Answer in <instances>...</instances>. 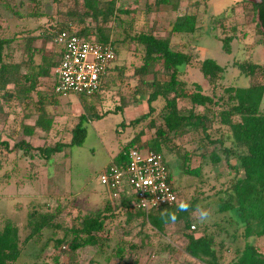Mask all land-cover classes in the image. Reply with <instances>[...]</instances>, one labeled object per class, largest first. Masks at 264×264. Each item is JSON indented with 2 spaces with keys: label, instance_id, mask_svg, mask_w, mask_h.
<instances>
[{
  "label": "trees",
  "instance_id": "1",
  "mask_svg": "<svg viewBox=\"0 0 264 264\" xmlns=\"http://www.w3.org/2000/svg\"><path fill=\"white\" fill-rule=\"evenodd\" d=\"M177 1L155 0V3L176 10ZM81 4L83 11L75 18L78 22L75 30L68 24H62L41 35L32 34L30 30L23 31V29L4 35L1 21H11V17L8 16L10 8L7 1L0 0V111L4 106L21 109L23 114L21 124H19L24 134H30L35 126L48 131L51 121L46 117L44 105H53L56 102L55 94L61 95L53 93V100L45 95L46 93L36 92L35 100L31 95L35 91L37 79L49 73L52 75L59 61V47L53 42L59 32L73 30L77 35L86 38L91 30L83 20L90 18L95 22V33L92 35L94 40L99 43H110L114 51V59L106 70L105 79L112 70H118L120 74L124 69L115 64L116 52L119 49L118 40L109 37V28L101 27V22H106L115 12L123 13L124 10L115 9V0H82ZM239 4V2L232 3L229 10ZM240 9L242 10V7ZM248 10L255 16V26L264 34V0L250 1ZM30 13L31 16H39L37 11ZM230 13L231 11L222 17L221 24L219 20L214 23L216 28L220 29L223 26L225 18L229 20L232 18ZM196 23L195 14L183 13L176 15L169 23L166 36L158 37L152 32L140 31L124 37L138 47L141 53L140 64L133 71L140 82L133 92L136 94H140V91L144 92L146 110L136 118L128 121L122 119L117 124L123 130L127 126L135 130L138 125H143L127 142L119 145L116 154L107 166L113 163L122 170L127 164V153L130 148L148 149L161 154L162 162L168 171V179L171 182L168 165L172 164L165 157L166 153L170 154L173 151L172 154L178 161L177 167L180 172L194 177L200 175L204 165H214L223 161L231 168L233 176L227 186L215 191L214 208H211L210 216L214 213H229L234 222L242 227L241 236L245 238L242 246L229 252L232 255L231 259L224 262L223 252L229 251L230 247L224 246L220 239L216 240L222 227L218 223H212L215 231H208L206 222L200 223L191 214L196 206L201 204L198 200L187 201L191 205L189 210L177 212L178 218L175 223L170 221L166 223L161 217V212L177 211V205L181 202L178 201L177 192L171 183L176 202L148 213L131 205L133 195L129 188L124 186L115 199L119 201V204L116 202L110 206L105 201L100 209L77 217L74 225L63 229L61 236L53 240V247L58 254L66 252L74 257L75 251L84 247H92L99 251L107 242L106 232L108 230H104V221L113 218L112 210L109 208L115 207L124 211L127 221L132 216H140L158 233H163L165 225L176 224L181 228L184 239L182 251L201 264H264V247L259 248L256 243L246 240L248 237L253 239L263 237L264 239V83L258 80V76L264 75V63L233 60L232 67L237 71V76L244 77L243 86L238 87L231 84L222 86L220 81L224 78V67L212 58H195L190 51H181L172 47L170 35L192 34L196 29ZM231 30L232 34L222 33L221 37H216L220 41L221 50L226 54L230 53V45L234 39V28ZM19 38L20 41H18ZM37 39H40L39 46L35 45ZM44 40L58 48V51L53 50L52 56L41 53V41ZM36 53L40 54V62L37 64L32 60ZM193 64L200 76L211 86L210 92H203L202 87L196 82L187 83L183 80L182 70ZM157 74L161 76L156 77ZM148 75H151V79H143ZM105 79L99 90L90 96H97L103 91ZM109 79L110 77L108 81ZM180 98L187 99L191 106L199 109L195 110L190 107L181 111L177 107V100ZM123 99L121 97L120 102L111 111L106 110L101 113L90 111L93 105L85 102L83 106H85L86 114L77 115L76 122L71 126L66 141H55L34 147L23 138L15 139L12 135L3 137L0 134V150H5V153H12L14 156L15 154L31 158L38 156L44 161L50 160L54 154L60 152L65 154L67 147L79 146L83 142L85 129L82 127V120L84 115L100 118L108 112H121ZM34 114L36 116L33 125H24L23 121ZM88 116L87 119H90ZM0 122H4L1 116ZM156 123L158 124L155 125ZM154 127V137L143 144L147 148L140 147L143 146L139 145L140 137L143 135L142 129ZM17 133L20 132L13 135L16 137ZM185 133L197 136L195 141L197 145L190 151L184 150L179 145L178 147L172 145L177 136ZM192 155L198 157L199 163L196 167L189 165ZM230 160H233L232 164ZM8 174L3 176L7 177ZM104 191L107 197V192L105 189ZM128 208H132L133 211H129ZM54 214V212L45 211L29 213L24 225L26 232L22 238L19 237L18 227L11 221L5 220L0 227V264H13L27 240L40 236L43 229L58 227L53 223ZM102 233H105L104 236ZM134 247L136 245L129 244L128 249L131 250ZM163 248L173 252V248L168 244L163 245ZM124 253L123 246L118 243L113 251V257L118 260L117 264H140L136 258H131Z\"/></svg>",
  "mask_w": 264,
  "mask_h": 264
},
{
  "label": "rangeland",
  "instance_id": "2",
  "mask_svg": "<svg viewBox=\"0 0 264 264\" xmlns=\"http://www.w3.org/2000/svg\"><path fill=\"white\" fill-rule=\"evenodd\" d=\"M4 1L9 3L8 16L11 17V21L6 24L3 23L4 20L1 21L4 35L22 29L41 35L62 24H68L75 30L78 27L75 18L83 11L82 0ZM233 1L240 4L229 10ZM250 1L255 0H178L177 9L173 10L168 6L156 4L155 0H115V9H123L124 12H115L106 22H101V27L109 28V37L118 40L119 49L116 52L115 64L124 69L120 74L118 70L109 72L105 79L107 81L105 87L97 96L55 94L56 102L52 108L53 132L43 138L33 139L32 145L35 147L55 141H66L77 115L86 114L83 106L85 102L93 105L90 111L101 113L106 110L111 111L123 97L121 112H108L100 118L87 115L90 117L89 120L84 115L82 127L85 129V137L81 145L67 147L65 154L64 152L54 154L48 161L38 156L33 158L19 154L14 156L12 153L0 150V227L5 220H9L18 227L19 237L22 238L26 232L24 225L27 216L33 211L54 212L53 223L58 225L56 228L43 229L40 236L27 240L13 264H117L118 260L113 257V251L118 243L123 246L125 255L136 258L140 264H201L182 251L184 239L181 228L176 224L165 225L163 233H158L140 216H132L127 221L124 211L115 207L109 208L112 210L113 218L104 221V230H108L107 242L99 251L92 247H84L77 249L74 257L66 252L58 254L53 247V240L61 236L64 228L74 225L77 217L93 213L96 209H100L105 201L110 205L107 197L105 198L103 186L99 183L98 174L109 157L117 152L119 145L122 144L119 143L121 138H125L124 142H127L143 125H138L135 130L129 126L123 130L117 125L122 119L128 121L136 118L146 110L144 92L140 91V94L133 92L140 82L133 71L140 64L141 53L138 47L124 37L140 31L152 32L158 37H163L168 34L169 23L176 15L195 14L197 17L195 31L189 35H170L172 47L181 51H190L195 58H212L224 67L225 74L220 81L221 85L231 84L241 87L245 81L244 77L237 76L232 61L249 60L259 64L264 63V34L255 26V16L248 10ZM32 11H37L39 16H31ZM230 11L232 18L230 20L225 18L223 26L220 29L216 28L214 23L219 20L221 24L222 17ZM83 21L91 30L90 35H94L95 22L90 18H85ZM231 28H234V39L230 45V53L226 54L221 50L220 41L216 37H221L222 33L232 34ZM39 43L40 39L37 42L38 46ZM54 49L51 42L41 41L40 51L43 55L52 56ZM34 56L33 62L39 63L40 54L36 53ZM160 76V74L156 75V77ZM108 77H110L109 81ZM182 77L187 83H198L203 92L211 90V86L200 76L194 64L182 70ZM143 79H151V75ZM258 80L264 83V75L258 76ZM51 83L52 75L49 73L47 76L39 77L36 86L42 87L45 95L53 100V93L50 92ZM32 98L34 99L33 95ZM177 107L181 111L190 107L199 109L191 106L188 100L183 98L177 100ZM15 124L16 122L12 125ZM142 130L143 135L140 137L139 145L152 139L155 134V127ZM121 131L123 132L120 133ZM196 137L191 133H185L177 136L172 145L173 147L179 145L184 150L190 151L197 145ZM140 147L147 148L144 145ZM172 153H166L165 157L173 165H168V168L178 201L198 200L200 205L211 213V208H214V193L218 188L229 184L233 176L231 168L222 161L214 165H204L199 176L185 175L177 167L178 161ZM198 163V157L192 155L190 167H196ZM232 163L233 160H230V164ZM34 165L41 169H32ZM46 167L47 176L44 175ZM6 173L9 174L4 177ZM34 174H40L37 182L34 181L37 179ZM128 210L133 211L132 208ZM191 214L195 218L198 216L195 210ZM212 223H218L222 227L216 240L220 239L224 246L230 247L229 251L223 252L226 262L232 256L229 252L234 248H240L245 240L241 236L242 227L235 223L227 212L214 213L206 222L208 231L214 232L215 227ZM102 234L104 236L105 233ZM246 240L256 243L259 248L264 247L263 237L258 239L248 237ZM129 244H134L136 247L129 250ZM165 244L172 247L173 252L164 249Z\"/></svg>",
  "mask_w": 264,
  "mask_h": 264
},
{
  "label": "built area",
  "instance_id": "3",
  "mask_svg": "<svg viewBox=\"0 0 264 264\" xmlns=\"http://www.w3.org/2000/svg\"><path fill=\"white\" fill-rule=\"evenodd\" d=\"M53 42L60 56L52 72V93L90 96L97 92L114 59L110 43H99L91 35L81 37L73 30L59 32ZM127 157L124 169L110 163L98 174L111 205L124 186L133 195L131 205L145 213L176 202L160 153L134 147L128 150Z\"/></svg>",
  "mask_w": 264,
  "mask_h": 264
},
{
  "label": "crops",
  "instance_id": "4",
  "mask_svg": "<svg viewBox=\"0 0 264 264\" xmlns=\"http://www.w3.org/2000/svg\"><path fill=\"white\" fill-rule=\"evenodd\" d=\"M3 23L6 24V22H3ZM37 40L39 41V39H37ZM37 40H35V45L36 46H38L37 45V42H38ZM54 47H55V50L58 51V48L56 46H54ZM34 55H36V54H34ZM36 92H39L41 94H45L42 91V87L35 86V91L32 92V95L34 96V100L36 99V96H35V93ZM50 92L52 93L51 89H50ZM53 106L54 105H51V104H45L44 105V111L46 113V117H48L50 119V121H51L50 127L48 128V131H44L40 127L35 126V127H33V130H32V132L30 134H24V132L21 129L22 126H20V124H21V116L23 114V111L21 109L16 108V107H10V108H8V107H5L4 106L1 109V111H0V116L4 119V122H0V134L3 137H6V136L13 135L16 132H20V133H17L16 137L23 138V139H25L26 141H28L32 145V140L33 139L43 138L48 133H51L52 134L53 127H54V116H52V114H53V111H52ZM35 116H36L35 114L34 115H31L30 118L25 119L23 121V124L24 125H28V126H32L33 125V122H34V119H35ZM14 122H16V124L15 125H12V124H14ZM17 125H18V127H17ZM13 131H14V133H13ZM124 140H125V138L124 139L121 138V142H119V143H123ZM115 154H116V151H115V153L113 155H111L109 157L107 163L111 160V158ZM107 163L102 167V169L107 165ZM37 168L41 169V167H39L37 165L32 166V169H37ZM47 169H48L47 167H46V169H44V175L45 176H47L46 175V172L48 173ZM39 175L40 174H34V176H37V179H34V181L37 182V180L39 179ZM32 178H34V177H32ZM105 198H106V195H105ZM102 199H103V196H102L101 200ZM116 202L117 201L115 200L114 203H116Z\"/></svg>",
  "mask_w": 264,
  "mask_h": 264
},
{
  "label": "clouds",
  "instance_id": "5",
  "mask_svg": "<svg viewBox=\"0 0 264 264\" xmlns=\"http://www.w3.org/2000/svg\"><path fill=\"white\" fill-rule=\"evenodd\" d=\"M191 207L190 203L187 201H181L177 205V211H162L161 212V217L164 219V221L167 222H172L175 223L177 221V212H184L188 211L189 208ZM196 213H198L197 219L200 223H205L209 220L210 218V211L203 207L202 205H197L195 209Z\"/></svg>",
  "mask_w": 264,
  "mask_h": 264
}]
</instances>
